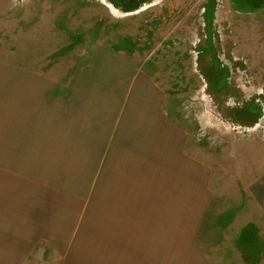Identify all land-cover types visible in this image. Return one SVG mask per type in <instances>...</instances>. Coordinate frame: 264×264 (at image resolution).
<instances>
[{
  "label": "crops",
  "instance_id": "obj_1",
  "mask_svg": "<svg viewBox=\"0 0 264 264\" xmlns=\"http://www.w3.org/2000/svg\"><path fill=\"white\" fill-rule=\"evenodd\" d=\"M140 66L94 42L64 79L0 63V264H213L211 173Z\"/></svg>",
  "mask_w": 264,
  "mask_h": 264
},
{
  "label": "rangeland",
  "instance_id": "obj_2",
  "mask_svg": "<svg viewBox=\"0 0 264 264\" xmlns=\"http://www.w3.org/2000/svg\"><path fill=\"white\" fill-rule=\"evenodd\" d=\"M92 42L140 59L209 169L208 259L264 264V0H0V63L64 79Z\"/></svg>",
  "mask_w": 264,
  "mask_h": 264
}]
</instances>
